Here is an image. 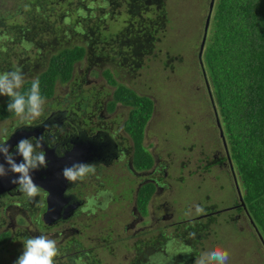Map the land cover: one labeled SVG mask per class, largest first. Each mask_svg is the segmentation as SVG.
<instances>
[{
	"label": "rangeland",
	"instance_id": "obj_1",
	"mask_svg": "<svg viewBox=\"0 0 264 264\" xmlns=\"http://www.w3.org/2000/svg\"><path fill=\"white\" fill-rule=\"evenodd\" d=\"M22 1L25 7L29 0ZM216 2L217 0L211 17ZM210 3L211 0H165L166 23L162 27L164 32L160 33L161 41L156 45L155 56H145L143 65L137 67L130 75L127 73L129 66L113 68L111 64L106 65V67L111 66L117 79L127 80L137 92L147 94L154 99L153 114L144 132L146 135L144 145H151V150L156 155H160L162 166L168 168L164 174L165 185L162 192L155 194L148 205L149 215L155 217L154 221L150 223L146 221L148 226H144L143 222L138 223L136 227L128 230L124 227L137 218L135 214L132 215L137 180L130 175L131 173H126L125 167L120 163L105 166L101 170L98 175L102 183L100 188L110 193L102 209H94L93 213L80 215L71 220V226L79 229L80 233L75 231L72 235H67V238H64V234L55 238L47 235L57 241L58 247L62 244L66 245V239L73 238L80 242L83 248L79 247V249L89 251L90 257L81 260L86 262L85 264H89L88 261L93 263L94 260V263L99 262V264H130L135 251L133 233H136V230L144 229L140 232L145 239L159 235L158 228H164L168 236L176 237L174 231L178 229L181 232L184 224L196 221H203L206 225L201 235L194 233V239L186 235L184 242L174 239L175 241L170 243L171 253L166 251L167 254L163 256L157 251L148 264L176 262L194 264L200 253L218 246L229 252L228 264H264V247L254 235L246 214L241 212L237 215L238 212L231 208L239 199V193H243L239 179L236 178L238 184L236 186L228 162L217 165L212 160L216 152L218 157L223 158L226 155V148L214 112L211 84L208 77L206 79L203 75L198 60ZM4 4L0 3V16L8 26L23 25L25 19L20 17L19 13L6 12L7 8L3 6ZM149 7L150 10L154 8L152 4H149ZM150 10L147 14L149 16ZM38 14L39 11H36L34 15ZM121 14L116 13L114 18L107 16L104 19L103 13L91 11L89 18L91 24H98L101 27L103 36H108L116 32L121 34L124 31L127 17L124 12L123 15ZM2 28L4 27L0 25V45L10 42L8 38L10 34L3 32ZM73 42L77 43L79 40ZM15 49L18 51L21 47L15 46ZM29 53L33 55L37 53V49ZM9 61L14 60L10 58ZM1 62L0 60V65ZM86 67L85 61L76 64V76H84L80 69L85 70ZM95 68L88 73L85 83L58 84L55 96L42 102L44 112H50L51 108L57 109L56 101H61L63 98L73 99V104L76 101L84 104L87 97L95 95L96 92L111 94L113 87L108 85L107 79L102 75L105 67ZM1 70L0 67V73ZM93 71H96V74ZM93 79L96 82L93 83ZM127 110L121 108L118 111L120 115L122 113V116L116 120L119 127L127 117ZM96 116L97 114H94L92 122L97 120ZM219 119L221 123V118ZM23 124L27 123H22L17 117L0 121V140L11 131L12 127ZM88 182V179L84 178L83 184L81 183L80 189L84 194L94 192ZM197 206L202 207L203 212L197 213ZM211 210L215 212L206 214ZM161 215H164L165 219L160 218ZM210 216L215 220L207 224ZM56 229L62 227H55L51 231ZM147 229L151 230L148 234H146ZM23 242V239L15 238L2 246L0 264H15L23 252ZM185 245L193 249L191 256L183 254ZM75 250H78L77 246ZM55 260V264H60V258Z\"/></svg>",
	"mask_w": 264,
	"mask_h": 264
},
{
	"label": "trees",
	"instance_id": "obj_2",
	"mask_svg": "<svg viewBox=\"0 0 264 264\" xmlns=\"http://www.w3.org/2000/svg\"><path fill=\"white\" fill-rule=\"evenodd\" d=\"M164 2L165 0H161L156 3L150 10V16L144 7H135L131 13L130 25L126 23L122 32L128 37L126 31L129 30L132 32L131 37L136 36L143 44L146 41L150 43L146 56H155L156 45L161 41L159 37L164 32L162 27L167 17ZM85 5L87 4L83 1L74 3L70 10L72 15L63 20L57 17L58 22L51 28L54 35L50 38L45 34L49 31L48 21L44 22L46 24H39L44 8L39 10L40 17L35 18L38 22H31L26 27H9L2 18L6 23L2 30L10 34V37L7 35L10 42L0 45L1 73L19 69L25 77V83L20 89L22 94L27 95L32 81L37 78L40 94L45 100L55 96L58 84H81V76H76L75 67L84 62L87 55L88 65L100 56L112 59L113 64L124 67L121 64L123 60L120 61L123 58V47L117 49V56L99 49L87 50V44L92 43V30L84 36L80 34L82 23L79 25L80 16L84 12L82 6ZM40 26L42 29H39ZM100 32L98 27L93 29V33L99 36L97 44L110 41L111 38L116 40L120 36L119 32L116 35L111 33V36H103ZM15 46H20L21 49L17 51ZM130 47L126 45L127 49ZM35 48L37 53H29ZM10 58L15 63L9 61ZM198 60L203 75L206 79L208 77L211 84L210 94L213 103L215 101L217 115L221 118L234 177L239 179L243 189L245 209L238 200L236 211L245 210L244 215L246 214L254 235L264 247V0H217L204 49L201 58L198 54ZM103 75L113 87L111 94L107 91L112 98L108 103L109 110H114L118 104L128 109L123 130L130 135L135 147L134 167L150 168L153 157L143 147V142L145 128L155 107L154 99L117 82L110 68L104 69ZM9 101V97L0 96V121L15 117L7 110ZM225 159L228 160V157ZM154 189V184L148 182L138 190L136 201L144 214ZM211 217L213 216L208 218L207 224L215 220ZM188 226L194 231L193 234L201 235L206 225L203 221H196L184 224V229H188ZM7 238L8 234H0V245Z\"/></svg>",
	"mask_w": 264,
	"mask_h": 264
},
{
	"label": "flooded vegetation",
	"instance_id": "obj_3",
	"mask_svg": "<svg viewBox=\"0 0 264 264\" xmlns=\"http://www.w3.org/2000/svg\"><path fill=\"white\" fill-rule=\"evenodd\" d=\"M79 1H83L87 4L82 6L84 12L80 16L81 18L79 25L82 23L80 26V34L86 36L92 30L93 35L91 41L94 44H87V50L99 49L105 51V53H110L117 56V49L123 47V50L121 51L123 58H120V61L123 60L121 64L124 66V68H126V66L130 67L127 72L128 75H130V73H132V71H134L137 66H142L144 57L146 56L145 53L150 50V43L146 41L143 44V42L135 38L136 36L131 37L132 32L128 30L126 31L128 37L126 34L122 33V35L120 34V36L116 37V40L111 38L110 41L112 42L101 41V44H99L100 42L97 44L99 41V36L93 33V29H95V27L100 29L101 27L98 24H91L89 15L91 11H95L98 13H103L105 19L107 16L109 18H114L116 13H122L121 15H123L124 12L127 17L125 19V24L129 23L130 25V20L132 18L131 13L135 7L141 6L149 11V4L155 6L156 3H159L161 0H31L28 1V3L26 2L25 7L22 5V3H24L22 0H0V3H5L3 6L7 8L6 12L9 13L13 11L19 13L20 17L25 19L22 27L29 26L31 22H38L35 18L40 17V15L38 14L36 16L34 14L36 11L44 8V12L41 16L43 18L39 19V24L41 25L42 23H47L48 21L47 25H49L48 30L50 32L48 31L45 34L47 35V38H50L54 35L51 28L58 22L56 18L61 17V20L67 19L69 15H72V12L70 11L71 7L74 3L78 4ZM2 18L3 17L0 16V25L6 27V23L3 22ZM39 29H42V27L40 26ZM113 35H116V33ZM126 45H130L131 47L127 49ZM84 60L87 67L85 70L80 69V71L85 74L81 77L80 83L86 82L88 73L91 72V69L95 68L96 66H104L105 69L110 68L117 82L132 87L127 83V80L117 79L115 77L114 71L111 69V66L106 67L107 64H111L113 68L114 66H117V64H113L114 62L111 61L112 59L97 56L95 61L89 65L88 55ZM93 73L96 74V71H93ZM94 82L96 81L93 79V83ZM111 100L112 98L108 94H102L101 92H96L95 95L91 97L88 96L84 104H82L81 101H76V103L73 104V99L68 100L63 98L61 101H56L57 109L51 108L50 112H44L39 119H36L32 122L33 124L26 122L27 124L12 127L10 132L1 137L0 142H4L8 140L11 134L18 128L38 127L39 130L37 131V136L31 135L28 138L34 143L37 138H41L43 150L44 148H52L55 149V152L61 155L64 151L70 149L73 146V142L80 139H92L99 146L100 150L99 154L93 158L92 162H90L94 163L96 166L95 174H89L85 177L88 179V183L92 185V190H94V192L92 194H84L83 191H81L80 187L81 183L83 184L84 179L72 182L66 191V195L71 200V203H77V207L72 210L69 217L60 219L52 225H48L43 221V213L47 208V192L45 190L40 188V193L35 197L30 198L21 191L18 185H14L5 191H1L0 186V234H8L7 240L2 245H0V248L4 246L10 239L21 238L25 241L27 238H30L31 235L34 237L44 234L55 238L57 235L64 234V238H67V235H72V233L75 231L80 233L81 231L79 229L71 226V220L73 218L76 219L80 215H88L90 212L93 213L92 210L94 209H102L103 204L108 201L110 193L109 191L100 188L102 183L99 181L98 175L105 166H112L116 163H120L122 167H125L126 173H131L130 175L135 177L137 180V187L135 190V205L132 210V215L135 214L137 218H135V220L129 225H126L124 229L128 230L129 228H134L138 223L140 224L142 222L143 225L146 226L148 223L154 221L155 217H153V215H149L148 205L155 194H160L162 192L165 185L164 174L167 172L168 167L162 166L163 163H160V155H156L151 150L152 146H146L144 145V142L143 147H145L146 150L152 155L153 164L147 169H137L133 166L135 147L133 145L132 139L130 135L123 130L124 121L120 127L116 122L118 117L122 116V113L120 115L118 111L121 108L127 107L123 106L122 104H118L114 110L111 111L108 108V103ZM94 114H97V120L92 122ZM114 126L117 128H114ZM39 150L40 149H37V151ZM226 157H228V160L225 159ZM212 158L213 162L217 165L225 164L226 161L231 167L227 147L226 155L223 158L218 157L217 152ZM206 169H208V167ZM232 172L234 175L233 169ZM94 179L97 181H94ZM148 182L153 183L155 189L147 204V211L144 214L142 210L139 209L136 198L138 190L142 185ZM101 193H103V195H100ZM99 197L101 200H97ZM90 198H94V203L91 206H88V201ZM238 200L233 203L231 207L232 210H238ZM85 207H87V211L82 210ZM213 212H215V210H211V212H207L206 214L209 215ZM243 212L245 213V210H243L242 213ZM240 213L241 212H238L237 215ZM160 218L165 219V216L161 215ZM55 227H62V229L51 231ZM143 230L144 229H139L138 231L136 230V233H133V236L135 237V251L130 264H148L154 258V254L157 251H160V253L165 256L167 254L166 251H164L165 245L174 242V239L182 240L184 242L186 235H190L192 239L195 237L192 233L194 231L190 226H188V229L185 228L181 232L178 229L174 231L173 233L177 238L168 236L169 234L164 228H158L157 230H159V235L145 239V237L142 236V232H140ZM146 232V234H148L151 232V230L147 229ZM139 233L141 234L139 235ZM66 240V245L62 244L60 247H58L60 250V255L56 258L61 259L60 264H78V262L79 264H85L86 262L81 260L85 257L86 259L90 257L88 254L89 251L83 249L80 250L79 247H81L82 244H80V242H78L76 239L71 238ZM75 246L78 247V250H75ZM94 262L95 260L93 263H90L89 261L87 263L99 264V262ZM174 264H177V262Z\"/></svg>",
	"mask_w": 264,
	"mask_h": 264
},
{
	"label": "clouds",
	"instance_id": "obj_4",
	"mask_svg": "<svg viewBox=\"0 0 264 264\" xmlns=\"http://www.w3.org/2000/svg\"><path fill=\"white\" fill-rule=\"evenodd\" d=\"M24 83V74L19 69L0 73V96L10 98L7 110L19 118L22 123L39 119L44 113L42 102L45 101L40 94L38 78L32 81L27 95L20 91ZM37 149L40 150L37 151ZM0 155L4 158V162L0 163V177H9V173H13L15 175L10 177V183L18 185L21 191L30 198L38 195L40 186L35 183L33 173L48 165L41 138H37L35 143L27 137L21 138L15 146L7 141L0 142ZM17 156L22 158L19 162H17ZM95 171L94 163L73 162L62 169L61 175L68 182H76L83 180L89 174H95ZM93 203L94 198H90L88 206ZM82 210L87 211V207ZM196 211L201 213L203 208L197 206ZM165 251L171 253L170 243L165 245ZM192 252L191 246H184L183 254H192ZM59 254L57 241L41 234L27 238L23 242V252L15 264H55V258ZM228 260L227 249L218 246L213 250L200 253L194 264H228Z\"/></svg>",
	"mask_w": 264,
	"mask_h": 264
},
{
	"label": "water",
	"instance_id": "obj_5",
	"mask_svg": "<svg viewBox=\"0 0 264 264\" xmlns=\"http://www.w3.org/2000/svg\"><path fill=\"white\" fill-rule=\"evenodd\" d=\"M214 3L215 0H211L209 6V12L205 22L202 41L199 47L200 58L207 39V33L210 25L212 10L214 8ZM214 109H215L214 112L217 119V123L220 128V133L223 139V143L226 148L227 146H226L225 137L223 135V130L221 128L220 120L217 115L215 106ZM38 130H39L38 127L18 128L11 134L9 139L6 141L7 143L15 146L18 140H20L21 138H25V137L28 138L31 135L37 136ZM99 150H100L99 146L92 139H86V140L80 139L78 141L73 142V146L70 149L64 151L61 155L55 152V149L44 148L48 165L46 168H41L35 171L33 173V179L35 183L40 186V188H42L47 192V196H46L47 208L43 213V221L46 224L52 225L60 219H65L69 217L72 210L77 207V203H73V202L71 203L70 202L71 200L66 195V191L72 182H68L62 177L61 175L62 169L65 166L72 164L73 162H83V163L92 162L93 158L99 154ZM16 159L17 162H19L22 158L17 156ZM3 162H4V158L2 155H0V163ZM12 175L15 174L9 173V177H0L1 191H5L8 188L14 186V184L10 183V177ZM235 182L237 186L236 178H235ZM239 200H240V204L245 208L241 193H239Z\"/></svg>",
	"mask_w": 264,
	"mask_h": 264
}]
</instances>
